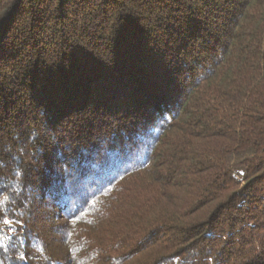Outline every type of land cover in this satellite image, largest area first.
<instances>
[{
    "label": "trees",
    "instance_id": "obj_1",
    "mask_svg": "<svg viewBox=\"0 0 264 264\" xmlns=\"http://www.w3.org/2000/svg\"><path fill=\"white\" fill-rule=\"evenodd\" d=\"M0 264H264V0H0Z\"/></svg>",
    "mask_w": 264,
    "mask_h": 264
}]
</instances>
